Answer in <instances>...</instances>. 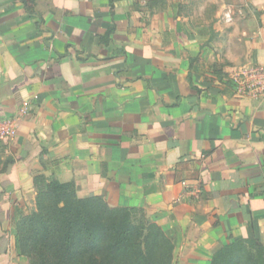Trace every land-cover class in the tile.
Listing matches in <instances>:
<instances>
[{
    "label": "crops",
    "instance_id": "0c3cea01",
    "mask_svg": "<svg viewBox=\"0 0 264 264\" xmlns=\"http://www.w3.org/2000/svg\"><path fill=\"white\" fill-rule=\"evenodd\" d=\"M233 3L0 0V116L18 118L0 142V264L22 257L38 175L144 211L174 264L264 244V97L227 77L260 27L231 23Z\"/></svg>",
    "mask_w": 264,
    "mask_h": 264
},
{
    "label": "trees",
    "instance_id": "16d2710c",
    "mask_svg": "<svg viewBox=\"0 0 264 264\" xmlns=\"http://www.w3.org/2000/svg\"><path fill=\"white\" fill-rule=\"evenodd\" d=\"M34 182L36 209L16 225L17 245L31 264H174L172 238L146 214L138 219L141 210L111 206L102 195L81 198L74 183L57 177ZM211 264H264V244L238 239Z\"/></svg>",
    "mask_w": 264,
    "mask_h": 264
},
{
    "label": "rangeland",
    "instance_id": "374dc122",
    "mask_svg": "<svg viewBox=\"0 0 264 264\" xmlns=\"http://www.w3.org/2000/svg\"><path fill=\"white\" fill-rule=\"evenodd\" d=\"M252 1L253 0H233L234 12L232 15L234 19L231 23L236 22L243 25L244 23H247L250 16H253V28L260 27V31L257 29V33H259L257 36H247V38L251 40L252 46L247 49L246 52L236 54L235 61L237 62L235 67L227 74V77L232 89L236 92L241 93L242 90H245L248 95L255 97V94H257V97H264V88L263 91L260 92V89L264 84L260 85L258 82L262 79L260 77L264 75V51L258 49L259 44L264 45V3L261 4V8L259 9L256 6H253ZM240 4L244 5L245 8H248L250 12H240ZM243 81L245 82L244 84H242ZM253 83H256V85H253ZM248 85H250V87ZM257 88L258 90H256ZM134 213L140 220L145 217L143 211H135ZM17 248L20 252L18 245ZM19 256L22 257L14 258L9 264L12 262L14 264H31L27 256L22 254Z\"/></svg>",
    "mask_w": 264,
    "mask_h": 264
},
{
    "label": "built area",
    "instance_id": "2783aa9c",
    "mask_svg": "<svg viewBox=\"0 0 264 264\" xmlns=\"http://www.w3.org/2000/svg\"><path fill=\"white\" fill-rule=\"evenodd\" d=\"M258 82L260 85L264 84V75H262ZM245 82L243 81L242 84ZM256 85V83H253ZM250 87V85H248ZM264 86L260 89V92L263 91ZM245 89V86H244ZM258 90V88L256 89ZM242 94H247L245 90L241 91ZM258 95L255 94V97ZM260 96V95H259ZM18 134V118L16 116H0V142L13 139Z\"/></svg>",
    "mask_w": 264,
    "mask_h": 264
}]
</instances>
